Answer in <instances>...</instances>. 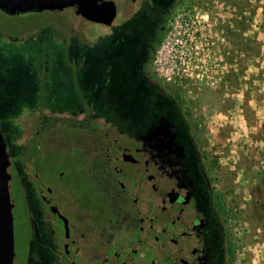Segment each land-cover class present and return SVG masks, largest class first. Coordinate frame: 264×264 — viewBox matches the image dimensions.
Here are the masks:
<instances>
[{"label":"rangeland","instance_id":"rangeland-1","mask_svg":"<svg viewBox=\"0 0 264 264\" xmlns=\"http://www.w3.org/2000/svg\"><path fill=\"white\" fill-rule=\"evenodd\" d=\"M0 30L17 38L12 43L0 37V127L13 161L11 190L20 257L16 264H23L29 224L24 194L30 196V206L33 203L34 219L41 214L27 177L36 165L22 166L16 160L27 147L32 152L40 114L76 110L82 106L81 91L97 119L132 135L162 110L156 95L132 86V69L118 51L109 46L90 48L94 37L109 33L106 26L83 20L70 10L19 16L0 12ZM263 30L264 0H177L153 64L156 76L184 108L206 157L216 162L215 177L224 186L221 192L229 204L238 264H264V230L247 221L254 207L255 177L264 172ZM38 31L35 38L20 39ZM57 39L69 48L67 52L56 47ZM257 52L260 56L255 58ZM66 57L74 59L78 91ZM50 59L54 69L45 108L40 82ZM53 124L39 138L41 148L33 152L39 161L35 178L39 176L41 182L56 181L63 166L78 169L83 162L71 155V149L81 148L83 142L67 124L52 131ZM80 172L68 177L75 186L68 202L76 206L80 195L98 203V185Z\"/></svg>","mask_w":264,"mask_h":264},{"label":"flooded vegetation","instance_id":"flooded-vegetation-1","mask_svg":"<svg viewBox=\"0 0 264 264\" xmlns=\"http://www.w3.org/2000/svg\"><path fill=\"white\" fill-rule=\"evenodd\" d=\"M113 1L117 7L113 23L100 24L109 33L94 37L90 48L109 46L118 51L132 69V86L156 95L162 111L131 135L97 119L81 91L82 106L68 114L43 110L33 144L41 148L39 138L49 123H54L52 131L67 124L83 142L81 148L71 149V155L82 159L78 169L93 178L99 196L97 203L78 195L76 206L70 205L67 198L75 186L68 177L81 173L73 165L63 166L51 183L36 179L37 169L28 173L41 218L34 219L33 203L31 208L30 196L24 194L29 224L23 264H238L229 204L215 177L216 162L206 157L184 108L154 73V56L177 0ZM68 10L76 15L74 8L55 12ZM40 32L20 39L35 38ZM0 37L17 40L1 30ZM56 42V47L68 51L60 40ZM64 60L78 91L74 59ZM48 63L40 82L45 108L54 69L51 59ZM174 93L180 96L179 91ZM19 258L16 252L14 264Z\"/></svg>","mask_w":264,"mask_h":264},{"label":"water","instance_id":"water-1","mask_svg":"<svg viewBox=\"0 0 264 264\" xmlns=\"http://www.w3.org/2000/svg\"><path fill=\"white\" fill-rule=\"evenodd\" d=\"M74 8L87 21L110 26L117 15L113 0H0V10L9 15L64 11ZM11 154L0 127V264H14L15 202L12 199Z\"/></svg>","mask_w":264,"mask_h":264},{"label":"trees","instance_id":"trees-1","mask_svg":"<svg viewBox=\"0 0 264 264\" xmlns=\"http://www.w3.org/2000/svg\"><path fill=\"white\" fill-rule=\"evenodd\" d=\"M258 46L260 47V45ZM258 52L256 54L254 53L255 58H258L260 56V53ZM29 147H27V149L24 151L25 152L24 156L16 160V163L22 166L24 164L27 165L33 163L34 165H36L37 170H39V168L37 167L39 161L38 158H36V156L34 155V153L40 149V145L32 144V148H33L32 152L30 151ZM17 180L18 183H20L19 179ZM251 193L252 196L254 197V201H253L254 207L252 211L249 213L250 216L247 219V221L253 224V226L264 230V172H262L257 177H255V184L251 189Z\"/></svg>","mask_w":264,"mask_h":264},{"label":"crops","instance_id":"crops-1","mask_svg":"<svg viewBox=\"0 0 264 264\" xmlns=\"http://www.w3.org/2000/svg\"><path fill=\"white\" fill-rule=\"evenodd\" d=\"M263 32H264V30H263ZM263 62H264V60H263ZM254 66H256L255 65V63L253 64ZM261 75L264 77V70L263 71H261ZM263 79L262 78H254V81H262ZM260 109H263V113H264V107L263 106H260Z\"/></svg>","mask_w":264,"mask_h":264}]
</instances>
